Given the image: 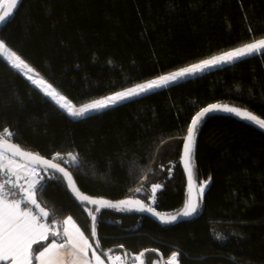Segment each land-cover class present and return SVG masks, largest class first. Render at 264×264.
Returning <instances> with one entry per match:
<instances>
[{
  "label": "trees",
  "instance_id": "trees-1",
  "mask_svg": "<svg viewBox=\"0 0 264 264\" xmlns=\"http://www.w3.org/2000/svg\"><path fill=\"white\" fill-rule=\"evenodd\" d=\"M264 38V0H21L0 40L76 106ZM211 104L264 119V53L213 67L83 117H71L0 58V129L21 149L54 159L85 195L132 197L165 215L188 189L180 153L193 116ZM76 153L79 164L68 161ZM193 180L207 181L185 221L159 224L125 208L96 213L99 252L144 264H264V133L206 114L193 150ZM39 167V166H38ZM37 201L60 232L66 217L89 238L96 206L77 200L54 170ZM210 178V180H209ZM163 185L151 201V186ZM141 191L137 192L136 189ZM53 239L33 245V256ZM112 251V252H113ZM103 257H106L102 253ZM36 260L33 259V264Z\"/></svg>",
  "mask_w": 264,
  "mask_h": 264
},
{
  "label": "snow or ice",
  "instance_id": "snow-or-ice-1",
  "mask_svg": "<svg viewBox=\"0 0 264 264\" xmlns=\"http://www.w3.org/2000/svg\"><path fill=\"white\" fill-rule=\"evenodd\" d=\"M7 2V9L0 13V23H6L13 15L19 0H7ZM258 53H264V38L243 44L233 50L204 59L178 71L161 75L147 82L136 84L133 87L77 107L52 83L39 77V73H35L34 76L35 69L16 51H13L5 41L0 40V58H4L13 69L21 72L32 85L38 87L45 96L50 98L71 117H83L86 113L99 111L126 99L167 86L180 78L203 72L205 69L220 64L233 63L236 60ZM214 111L235 114L264 129V119L247 110H241L236 107L211 104L198 112L187 128V135L183 143L182 161L188 180L187 200L182 211L176 215L168 216L161 215L154 208L145 205L141 200H122L118 204H113L107 200L90 199L88 196L82 195L77 189L72 174L62 166L64 158L60 153H56L54 159L61 162H53V160L44 158L39 154L22 150L17 144L12 142V137L15 135L12 130L6 127L0 129V179H2V182H0V264H33L34 258L39 264H66L64 259L65 249H70L69 255L73 257L72 264H91L88 258L89 250H92L91 256L95 260V264H104L101 256L93 249V245L89 243L88 238L75 224L72 217L69 216L63 220L62 233L54 225L42 222V218H47L49 212L44 207H41L37 201V193L42 192L45 187L42 184L44 177L40 176L41 170L51 169L60 173L67 180L68 187L81 202L87 201L89 204L98 206L95 209L96 212H99L100 208L103 207L118 209L121 207H134L138 211H147L157 216L162 223H172L177 220L178 216H193L199 208L198 201L203 200L204 190L207 186V181L201 182L197 191L193 180L195 137L198 125L202 122V119L206 114ZM67 157L72 164H79L78 154L69 152ZM20 180L25 182L22 184ZM162 187L163 185L160 183L152 184L150 189L152 203H155L157 191L162 189ZM136 191L140 192L141 189L137 188ZM29 205L34 206V208L29 207ZM89 216L92 219L91 235L96 237L95 224L97 218L91 211ZM49 234L52 237L60 238V242L57 239H53L34 257L33 245L38 241L48 240ZM143 256L144 253H140L134 259L138 261V264H144ZM115 261H122V258L117 256ZM122 264H126V262H122ZM167 264H179V253H172Z\"/></svg>",
  "mask_w": 264,
  "mask_h": 264
},
{
  "label": "water",
  "instance_id": "water-1",
  "mask_svg": "<svg viewBox=\"0 0 264 264\" xmlns=\"http://www.w3.org/2000/svg\"><path fill=\"white\" fill-rule=\"evenodd\" d=\"M20 2H21V0H19V2H18V5H17V8H18V6H19V4H20ZM7 7H8V2H7V0H5V2H4V4H3V6H2V8H1V10H0V13H2L3 11H5L6 9H7ZM16 8V9H17ZM16 9H14V11H13V13L16 11ZM2 23H0V25H1ZM208 106V105H207ZM207 106H205V107H207ZM204 107V108H205ZM203 109V108H202ZM201 109V110H202ZM201 110H199L198 112H200ZM197 112V113H198ZM196 113V114H197ZM195 114V115H196ZM210 114H216V115H224V116H230V117H234V118H237V119H239V120H241V121H244L245 123H247V124H249V125H251V126H253V127H255L256 129H259V130H261L263 133H264V129H261L260 127H258L257 125H255L254 123H252V122H250V121H247V120H245V119H242V118H240V117H238V116H236L235 114H232V113H226V112H223V111H214V112H212V113H210ZM194 115V116H195ZM193 116V117H194ZM193 119V118H192ZM192 119H191V121H192ZM190 124H191V122H190ZM190 124H189V126H190ZM186 135H187V133H186ZM186 137V136H185ZM183 143H184V141H183ZM23 150V149H22ZM182 155H183V145H182V149H181V153H180V165H181V169H182V171H183V173H184V175H185V179H186V185H187V189H188V180H187V173H186V171H185V169H184V165H183V161H182ZM17 159H19V158H17ZM53 162H55V161H53ZM67 170V169H66ZM62 176V175H61ZM72 178H73V176H72ZM64 180H65V182H66V184H67V180L64 178ZM73 180H74V178H73ZM75 182V181H74ZM76 184V183H75ZM194 184H195V182H194ZM67 186H68V184H67ZM77 186V185H76ZM196 186V185H195ZM69 188V187H68ZM70 189V188H69ZM78 189V188H77ZM196 189H197V187H196ZM79 190V189H78ZM70 191H71V193H72V195L77 199V200H79L77 197H76V195L72 192V190L70 189ZM198 191V190H197ZM79 192L82 194V195H85V194H83L80 190H79ZM86 196H88L90 199H103V200H107V201H109V202H111V203H113V204H118L120 201H122V200H137V199H135V198H132V197H126V198H122V199H118V200H110V199H107V198H103V197H93V196H89V195H86ZM80 201V200H79ZM199 202V201H198ZM84 203H87V204H89L87 201H84ZM92 205V204H91ZM94 206H96V208L98 207L97 205H94ZM121 208H125V209H128V210H131V211H133V212H136V213H139V214H142V215H145V216H148V217H150L151 219H153L154 221H156L157 223H159V224H168V223H162L160 220H159V218L157 217V216H154L153 214H151V213H149V212H147V211H138V210H136V208H134V207H121ZM96 211H95V213H94V215H96ZM161 214V213H160ZM161 215H165V214H161ZM173 215H176V214H173ZM165 216H168V215H165ZM194 216V215H193ZM193 216H191V217H182V216H178V218H177V220L176 221H174V222H179V221H185V220H189V219H191ZM174 222H172V223H174ZM91 229H92V225H91ZM93 243H94V246H95V248L96 249H98L99 250V247L97 246V239H96V237H93ZM111 251H113V249H108V250H106V251H103L102 253L103 254H108V253H110ZM142 259L144 260V258L142 257ZM124 262H126V264H127V254H125V259H124ZM160 264H163V258L161 257L160 258Z\"/></svg>",
  "mask_w": 264,
  "mask_h": 264
},
{
  "label": "crops",
  "instance_id": "crops-1",
  "mask_svg": "<svg viewBox=\"0 0 264 264\" xmlns=\"http://www.w3.org/2000/svg\"><path fill=\"white\" fill-rule=\"evenodd\" d=\"M25 181L24 180H20V183H24ZM37 212H38V210H36ZM68 217H66V218H64V220L65 219H67ZM74 221V220H73ZM42 222H45V223H48L47 221H46V218H42ZM75 222V221H74ZM49 224V223H48ZM75 224L78 226V224L75 222ZM50 225V224H49ZM79 227V226H78ZM80 228V227H79ZM80 230H81V228H80ZM82 231V230H81ZM63 232V229H62V231H61V233ZM83 232V231H82ZM84 233V232H83ZM84 235H85V233H84ZM86 236V235H85ZM87 237V236H86ZM88 238V237H87ZM88 240H89V238H88ZM58 242H60V240H58ZM50 243V242H49ZM89 243L90 244H92L91 242H90V240H89ZM93 249L96 251V253L98 254V255H100L101 256V259L104 261V264H122V261H115V258L114 259H112L111 261H110V259H108V257H107V254H105L106 255V257H103L102 256V253H100L99 252V250L98 249H96L95 248V246L93 245ZM43 250V249H42ZM42 250H40V251H42ZM69 252H70V249H65L64 250V259H65V262H66V264H72V260H73V257L71 256V255H69ZM91 252H92V250H89V260L91 261V264H95V260L92 258V256H91ZM112 252V251H111ZM37 255H38V253H37ZM118 256H120V255H118ZM121 257V256H120ZM122 258V257H121ZM35 264H39V262L36 260V262H35ZM138 264V263H137Z\"/></svg>",
  "mask_w": 264,
  "mask_h": 264
},
{
  "label": "rangeland",
  "instance_id": "rangeland-1",
  "mask_svg": "<svg viewBox=\"0 0 264 264\" xmlns=\"http://www.w3.org/2000/svg\"><path fill=\"white\" fill-rule=\"evenodd\" d=\"M4 2H5V0H0V10H1V8H2V6H3V4H4ZM199 63V62H198ZM220 65H223V64H220ZM220 65H217V66H220ZM216 67V66H215ZM213 68V67H212ZM209 69H211V68H209ZM209 69H205L204 71H206V70H209ZM203 71V72H204ZM199 73H202V72H199ZM199 73H196V74H199ZM195 75V74H194ZM189 76H193V75H189ZM189 76H186V77H189ZM186 77H183V78H180V79H184V78H186ZM180 79H178V80H180ZM178 80H176V81H178ZM175 82V81H174ZM155 90V89H154ZM200 185V184H199ZM199 187V186H198ZM118 255H120L121 256V254L118 252V251H113V252H110V253H108L107 254V257H108V259H110V261L112 260V259H114L115 257H117ZM171 257V256H170ZM169 257V258H170ZM169 258H168V260H169ZM167 260V261H168Z\"/></svg>",
  "mask_w": 264,
  "mask_h": 264
},
{
  "label": "bare ground",
  "instance_id": "bare-ground-1",
  "mask_svg": "<svg viewBox=\"0 0 264 264\" xmlns=\"http://www.w3.org/2000/svg\"><path fill=\"white\" fill-rule=\"evenodd\" d=\"M222 54V53H221ZM4 59V58H3ZM209 59V58H208ZM191 66V65H190ZM188 67V66H187ZM176 71H178V70H176ZM173 72H175V71H173ZM21 73V72H20ZM35 73H37L36 71L33 73V75L35 76ZM172 73V72H171ZM22 74V73H21ZM168 74H170V73H168ZM23 75V74H22ZM165 75H167V74H165ZM24 76V75H23ZM25 77V76H24ZM39 77H41L40 75H39ZM39 77H37V78H39ZM26 78V77H25ZM147 82V81H146ZM144 83V82H143ZM38 88V87H37ZM39 89V88H38ZM40 90V89H39ZM125 90V89H124ZM122 91V90H121ZM43 93V92H42ZM112 95V94H111ZM109 96V95H108ZM105 97H107V96H105ZM102 98H104V97H102ZM101 99V98H100ZM77 107H79V106H77Z\"/></svg>",
  "mask_w": 264,
  "mask_h": 264
},
{
  "label": "built area",
  "instance_id": "built-area-1",
  "mask_svg": "<svg viewBox=\"0 0 264 264\" xmlns=\"http://www.w3.org/2000/svg\"><path fill=\"white\" fill-rule=\"evenodd\" d=\"M6 178V177H5ZM0 182H2V179H0ZM29 207H33L34 208V206H31V205H29Z\"/></svg>",
  "mask_w": 264,
  "mask_h": 264
}]
</instances>
